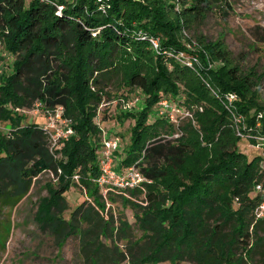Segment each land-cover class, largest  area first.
I'll return each instance as SVG.
<instances>
[{
  "label": "trees",
  "instance_id": "obj_1",
  "mask_svg": "<svg viewBox=\"0 0 264 264\" xmlns=\"http://www.w3.org/2000/svg\"><path fill=\"white\" fill-rule=\"evenodd\" d=\"M211 3L0 0V41L8 53L1 55L7 67L0 75V122L10 120L12 126L0 128V254L11 232L10 210L39 176L61 168L60 180L48 184V196L38 200L35 218L59 244L78 237L82 264H264V217L256 213L264 201V191L257 189L264 188V103L252 82L227 67L222 43L205 45L208 53L189 48L181 37ZM152 40L159 41L157 48ZM207 55L227 62L225 75V67H208ZM116 77L130 91L137 89L131 109L115 105L113 117L104 115L103 137H126L120 168L114 162V169L122 173L136 166L145 181L133 188L96 182L102 151L94 117L103 80ZM230 93L237 97L228 110L222 100ZM161 99L167 103L159 105ZM192 103L204 108L200 124L210 132L203 142L186 121L171 129L173 109L186 111ZM37 104L45 111L62 107L71 120L66 160L56 158L45 125H21L20 111ZM234 112L243 115L246 135L235 133ZM247 140L261 143L262 152L244 151ZM117 151L122 153L118 148L114 157ZM73 183L92 200L67 214ZM117 195L133 221L125 211L107 209V199L117 202ZM135 195L145 204L133 200Z\"/></svg>",
  "mask_w": 264,
  "mask_h": 264
},
{
  "label": "rangeland",
  "instance_id": "obj_2",
  "mask_svg": "<svg viewBox=\"0 0 264 264\" xmlns=\"http://www.w3.org/2000/svg\"><path fill=\"white\" fill-rule=\"evenodd\" d=\"M227 1V3H226ZM183 42H185L189 48H200L205 50L210 44L216 45L222 43V48L228 54L229 64L223 59L208 56V67L213 69H221L227 65L234 66V72L246 79L247 83L252 82L254 84L253 91L258 97L261 103H264V0H212L211 7L205 13V16L191 29H186L181 36ZM203 40V42L201 41ZM157 46L159 41L156 40ZM202 42V45L201 43ZM209 53V52H208ZM0 54L4 57H8V53L3 47L0 41ZM212 57V58H211ZM11 60V59H10ZM189 65L191 64L190 61ZM198 62V61H197ZM5 66L6 61L4 62ZM7 67V66H6ZM227 67L221 69L225 75ZM247 77V78H246ZM102 100L97 105L96 115L94 120L101 130L99 139V151L101 152L104 141L103 130L104 115L113 117L116 110L113 106L117 105L120 110L131 109L132 99L136 91V87L130 91L129 87H124L119 79L103 80L102 82ZM96 90L97 88H93ZM237 97L236 93L228 95V98L223 99V103L228 110H230L234 104L233 101ZM222 99V98H221ZM160 100L159 105H165L166 101ZM187 110L174 108L176 114L181 117L177 118L172 112L170 118L172 120L171 129L177 128L178 122H188L192 124L195 131L200 133L201 142L204 141L207 131L201 128L200 119L198 113L203 112L204 108L202 104L192 103L190 106H186ZM133 109V108H132ZM165 113V112H164ZM23 115L21 125L37 123L44 126L48 123V113L42 110V107L36 105L31 109L20 111ZM109 114V115H108ZM233 121L232 126L235 133L240 136L246 135V129H248L245 119L242 114L232 113ZM71 121V120H69ZM130 121L126 122L128 128H130ZM187 123V125H188ZM203 125V124H202ZM11 126L10 120L0 122V128L9 129ZM209 125L206 126V128ZM174 131V129H172ZM206 132V133H205ZM181 134V133H180ZM219 134H215L212 140L214 143L218 141ZM171 138L179 136L178 133L169 134ZM121 136V135H120ZM259 137V136H257ZM125 138L119 137L120 147L122 151L121 155L114 157L117 169L121 165V157L125 151ZM69 139L62 141L55 150V155L58 160H66L64 154V148L66 142ZM257 140V138H256ZM213 142L209 144L212 147ZM246 143V142H245ZM246 147L242 148L244 151L254 156L262 152L259 146H263L261 143L254 144L252 141L247 140ZM255 146V147H254ZM116 153V152H115ZM120 158V159H119ZM62 169L58 168L56 172H47L39 176L35 182L28 196L14 209L10 210V220L12 221L11 232L6 242V248L0 254V264H82L83 259L79 251V239L72 236L66 240L65 243L59 244L55 237L48 231L42 230L40 224L37 222L35 216L38 208V200L45 196H48V184L55 185L60 180ZM74 181H79V178L74 176ZM98 184V183H97ZM107 187H117L115 183H106ZM98 186H100L98 184ZM116 189V188H115ZM105 194V193H104ZM130 196V195H128ZM132 198L141 204H145L142 196L135 195ZM68 199L70 201L69 210H73L80 202L85 199L92 200L87 194L86 188L80 185L72 184L70 191L68 192ZM117 202L107 199V209L111 208L115 213L125 211L129 220L133 221L132 210L126 208L122 202L120 195H117ZM9 211V210H7ZM122 264H130L129 261H125ZM164 264H171L170 262ZM182 264H193L190 262H184Z\"/></svg>",
  "mask_w": 264,
  "mask_h": 264
},
{
  "label": "built area",
  "instance_id": "obj_3",
  "mask_svg": "<svg viewBox=\"0 0 264 264\" xmlns=\"http://www.w3.org/2000/svg\"><path fill=\"white\" fill-rule=\"evenodd\" d=\"M62 8V7H60ZM152 43L157 48L156 40H152ZM3 57L0 54V75L4 69ZM165 101V100H164ZM167 103V101L165 102ZM37 107L40 105L37 104ZM48 123L44 126L45 129H49L51 132L52 149H56L57 146L64 140L68 139L74 130L70 124L69 119L63 115V108L57 107L55 110H47ZM120 147L119 140L117 138L105 139L104 147L102 150V158L100 160L101 176L96 181L100 186L107 187L106 183H115L119 187L133 188L145 181L144 175L138 170L136 166L126 167L122 173H118L114 169V151ZM79 178L78 175H75ZM257 189L263 190L261 184L257 185ZM258 217H264V201H262L256 209Z\"/></svg>",
  "mask_w": 264,
  "mask_h": 264
}]
</instances>
